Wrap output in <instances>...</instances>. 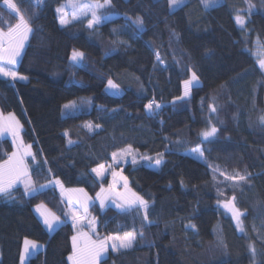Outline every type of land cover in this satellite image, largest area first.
I'll return each mask as SVG.
<instances>
[{
	"label": "trees",
	"instance_id": "1",
	"mask_svg": "<svg viewBox=\"0 0 264 264\" xmlns=\"http://www.w3.org/2000/svg\"><path fill=\"white\" fill-rule=\"evenodd\" d=\"M14 1L32 27L18 66L28 80L0 77V108L24 126L37 157L35 185L59 178L97 196L111 173L101 180L92 169L129 145L137 150L136 163L121 167L148 200L151 223L141 207L94 205L97 237L137 233L133 247L110 249L100 264H264V71L255 55L264 45V0H218L207 8L185 0L175 10L168 0H112L103 13L114 18L93 28L88 18L61 26L56 7L65 0ZM18 20L0 0V27ZM75 49L83 51L81 64L71 61ZM191 71L201 84L180 100ZM109 80L121 95L107 92ZM150 102L160 107L150 112ZM213 125L216 136L205 140L201 133ZM13 145L0 136V162ZM198 147L205 161L190 153ZM237 173L251 175L228 178ZM233 196L244 213L240 226L220 207ZM40 202L63 217L68 209L54 187L0 195V264H22L27 238L45 248L26 264H70L76 229L64 217L50 233L32 208Z\"/></svg>",
	"mask_w": 264,
	"mask_h": 264
},
{
	"label": "snow or ice",
	"instance_id": "2",
	"mask_svg": "<svg viewBox=\"0 0 264 264\" xmlns=\"http://www.w3.org/2000/svg\"><path fill=\"white\" fill-rule=\"evenodd\" d=\"M42 2V0H36V4L39 5ZM185 0H169L170 7H180L184 4ZM218 2V0H202V3L207 8L210 5H214ZM3 3L8 6L9 9L13 10L19 18V22L14 26H9L8 31L4 32L3 30H0V77H8L12 81L16 80H26L27 78L25 76L19 75L18 72L15 70V65H17L18 57L21 54V51L24 46V40L27 38V34L31 32V26L28 20L24 18L23 15H19V10L17 9V6L15 3H13V0H3ZM112 6V0H104L103 3L96 2V3H86V2H79V0H69V3L66 5H63L61 7H58L56 11L58 13H65L66 9L70 11V15L73 19H79L80 17H86L90 15V19H88L87 26L88 28H93L96 25H99L104 20L111 19L109 16H101L98 14L100 9L109 8ZM255 7L251 3H249V12L251 9ZM237 24L243 26L245 24V20L240 15H237L235 17ZM60 24L66 25L69 23V20L65 18L64 15H61L60 17ZM136 25L138 27L143 26V19L141 17H137L135 21ZM83 57V53H77L76 51L73 52L72 59L74 61H78L80 58ZM258 58V64L259 68L264 71V50H261L257 54ZM198 77L196 76L195 72L192 73V78L190 80L184 81L185 84V95H188L187 89L192 85L193 81H198ZM110 88H117L118 86L115 85L111 80L108 81ZM74 107L73 104L65 105V108ZM160 107L159 104H153L152 102L148 103L146 105V108L151 112L153 109H158ZM212 111L215 112V107L212 108ZM262 119V123H264V118ZM20 124L19 121L15 119L14 116L10 117L9 122L4 123L2 120H0V133L3 132H11L12 136L16 138L18 136V132L20 130ZM88 127H91V125H88ZM218 129L213 125L210 129L204 130L201 135L204 137V139H208L209 137L215 136ZM21 147H23L21 142ZM30 145H28L23 152H20L19 154L17 152H13L12 155L9 157V160L6 162L7 167L5 165H0V194H5L10 196V189L18 182L22 181L24 184V188L26 192H35L36 188L33 185V181L31 180L30 173L28 172L27 167L23 163V156L25 155H32V153L28 150L30 149ZM193 152L199 154L200 156H203V150L201 148H195L192 149ZM113 160L116 161L117 154L113 153ZM121 158H124L125 156H131L132 157V163H136V156L133 154L131 146L129 145L127 149L122 150L120 153ZM160 158L155 159L154 164L156 166H159L163 163L162 160V154H159ZM146 160H151V157H144ZM93 172L96 173L97 176H102L105 171V166L101 164L98 168H93ZM114 177L113 184L109 186V189L107 190L108 193L115 197H120L121 199H125L126 204H136L138 207H141L143 209V219L145 221H148V201L144 200L143 197L137 196L135 193L132 194L134 199L128 200L125 198V194L119 193L115 191L116 188V181L115 177L118 175V173L113 172L112 173ZM251 174L247 175H241L237 173L236 176L228 177L232 180H238V181H246L249 179V176ZM121 179L124 180V187L127 189V178L121 177ZM56 183H59L57 180ZM82 191V190H81ZM101 192H105V190L102 188ZM100 196V194H98ZM235 196L232 197V201H230L228 204L225 205V207L230 208L232 211V214L234 218L237 221V225L239 226L241 224L240 217L244 215L239 209L235 207V204L233 203L235 201ZM101 206L104 204V198H101L100 200ZM86 209V203L82 205ZM123 207V205H121ZM59 217L52 216L51 219L45 217V224L48 226L49 229H52L53 223L58 221ZM73 221H74V227L78 223V217L76 214H73ZM151 223V221H148ZM90 223H92L90 221ZM192 227H195V225H191ZM241 231H243V228L241 227ZM141 236H143V232L141 231L139 233ZM111 240L114 241L111 245V247L114 250H127L130 249L133 246L134 241L136 240V232H127L124 233V235L121 236H111L107 237L103 240H100L98 242H93L91 249L89 251L87 264H99V261L103 258V254L107 251V241ZM76 237H73V255L69 256V260L73 262V264H83L82 254L79 249H77L76 244ZM118 242V243H117ZM38 245L34 241H28L25 240V247H24V254L30 255V249L31 251L37 250ZM250 250L252 251L253 255H255V248L254 246L250 245ZM25 256L21 257V260L23 262Z\"/></svg>",
	"mask_w": 264,
	"mask_h": 264
},
{
	"label": "rangeland",
	"instance_id": "3",
	"mask_svg": "<svg viewBox=\"0 0 264 264\" xmlns=\"http://www.w3.org/2000/svg\"><path fill=\"white\" fill-rule=\"evenodd\" d=\"M36 1V0H35ZM44 0H42L43 2ZM169 1V0H168ZM41 2V3H42ZM79 2H86V3H96V1H90V0H79ZM98 2V1H97ZM13 3H15V1L13 0ZM69 3V0H65L61 5H59L58 7H61L63 5H66ZM100 3H103V2H100ZM218 3V2H217ZM216 3V4H217ZM4 4V3H3ZM16 4V3H15ZM215 5V4H214ZM4 6L6 8H8L7 5L4 4ZM17 6V5H16ZM210 6H213V5H210ZM56 7V8H58ZM181 7V6H180ZM173 10L175 9H178L179 7H171ZM9 9V8H8ZM17 9L19 10V8L17 7ZM107 9V8H105ZM105 9H100L98 14L101 15V16H105V14L103 13V11ZM11 10V9H9ZM15 15H17L13 10H11ZM58 13V12H57ZM59 16L61 17V15H64L66 19L69 20V23L66 24V25H61V26H68L78 20H81V19H85V18H88L90 19V15L89 16H86V17H80L79 19H73L70 15V11L66 9L65 13L61 14V13H58ZM19 15H23L21 13V11L19 10ZM18 16V15H17ZM24 16V15H23ZM107 16V15H106ZM59 17V18H60ZM112 18H114V15H111L109 16ZM25 18V17H24ZM110 19H107V20H104L102 23H104L105 21H108ZM19 22V20H18ZM17 22V23H18ZM16 23V24H17ZM100 23V24H102ZM15 24V25H16ZM14 25V26H15ZM13 26V27H14ZM32 29V27H31ZM0 30H3L1 27H0ZM4 32H7L8 30H3ZM31 34H32V30L30 33L27 34V38L24 40V46H23V49L21 51V54L20 56L18 57V62H17V65H15V70L18 72V66L20 64V61L23 57V53H24V50L30 40V37H31ZM261 50H264V45H261L260 43L256 45L255 47V55L257 57V54L258 52H260ZM74 51H76L77 53H83L82 50L80 49H75ZM73 51V52H74ZM72 56H73V53H72ZM72 56H71V61L73 63H76V64H81L82 63V58H80L78 61H74L72 59ZM258 61V60H257ZM194 71H191V74L190 76L186 79V80H190L192 78V73ZM19 75H22L18 72ZM24 76V75H22ZM197 76V74H196ZM26 77V76H25ZM198 77V76H197ZM4 78H8V77H4ZM27 78V77H26ZM199 78V77H198ZM28 78L26 80H19V81H27ZM185 80V81H186ZM115 85H117L118 87L117 88H110L109 87V84H107L106 86V90L107 92L111 93V94H114V95H121L123 93V90L122 88H120V86L114 82L113 80H111ZM201 84V80L200 78L198 79V81H193L192 85L187 89L188 91V95H185V84L183 83V93L181 95V97L179 98L180 100L182 99H185V98H188L192 95V90L195 86L197 85H200ZM14 116L15 119L17 121H19V124H20V130L18 132V136L16 138H14L12 136V133L11 132H3V133H0V136L2 137H9L12 139V141L14 142V145L15 148H14V151L13 152H17L18 154L20 152H23L24 149L30 145L28 144L24 138H23V135L22 132H23V129H24V126L22 124V122L20 121V119L18 118V116L14 113V112H3L0 108V120H2L4 123H7L9 122V119L10 117ZM211 128V127H210ZM209 128V129H210ZM216 136V134H215ZM215 136L213 137H209L208 139H205V140H210V139H213ZM203 137V136H202ZM204 138V137H203ZM21 142H22V145L23 147H21ZM30 149H28L32 155H25L23 156V163L24 165L27 167L28 169V172L30 173L31 175V168H32V162H36V159L37 157L34 155V149H33V146L30 145ZM198 148H201V147H198ZM127 149V148H126ZM132 152L133 154L136 156L137 154V150L132 148ZM202 149V148H201ZM125 150V149H123ZM203 150V149H202ZM122 151V150H121ZM121 151H118L116 152L117 154V157H116V161H119V162H115L113 160V162L111 163H106V164H103L105 166V171L103 173L102 176H98L99 179H103L105 178V176L107 175V172H110L111 173V181L108 185L106 186H103L102 188L105 190V192H99L100 196H93L91 195L87 189L83 187H67L65 185H63L64 183L59 179V178H53L51 179L50 181L46 182V183H43L42 185L40 186H36L35 183H34V180L31 176V180L33 181V185L34 187L36 188V191L35 192H26L27 194L29 195H32L38 191H41V190H45V189H48V188H56L57 191L59 192L61 198L65 201V203H67L68 205V209L66 210V213H65V216L66 218H69V220L71 221L72 225H74V221H73V214H76V216L78 217V223L76 224L75 226V229H76V233H75V237H76V241H75V244H76V247L77 249L80 250L81 254H82V257H88L89 255V251L91 249V246L93 244V242H98L100 240H103L109 236H103V237H97L96 236V230H97V224H98V220L96 218V216H94L91 208L94 206V205H98L99 207L105 209L107 208L108 206H113L115 208H118V209H127V208H134V207H138L136 204H126L125 203V199H121L120 197H115V196H112L108 193V189H109V186L113 184V181H114V177L112 175L113 172H116L118 173V175L115 177V181H116V188H115V191L116 192H119V193H123L125 194V198L128 199V200H131V199H134V197L132 196L133 193H135L137 196H140V197H143L144 200L148 201L142 194L138 193V192H135V190L133 189V187L130 185V181H129V178L127 176V174L123 171L122 169V165H125V164H128L130 162H132V157L131 156H125L124 158H121L120 156V153ZM191 154H193L194 156H196L197 158H199L200 160L202 161H205V157H204V151H203V156H200L199 154L191 151L190 152ZM12 155V154H11ZM10 155V156H11ZM9 160V158L3 162H0V165H5V167H7V164L6 162ZM152 166H154L155 168L156 167H159V166H156L155 164H153ZM99 166H97L96 168H98ZM95 173V172H93ZM96 174V173H95ZM121 177H126L127 178V189H125L124 187V180L121 179ZM59 181V183H56V181ZM23 187L24 188V184L22 181H18L11 189H15L16 187ZM25 189V188H24ZM82 190V191H81ZM2 195V194H0ZM101 198H104V204L103 206H101V203H100V200ZM230 202V201H229ZM229 202H223V203H220V207H222L221 209L224 210V212L226 214H228L229 216H231L232 219H234L236 221V219L234 218L233 214H232V211L230 210V208L228 207H225L226 204H228ZM86 203V211H85V208L82 206ZM121 205H123V207H121ZM35 211V213L37 214V218H39L41 220V222L44 224L45 228H47V230L50 232V233H53L55 232L62 224H64L65 222V219L62 215H60L58 212H56L55 210H53L48 204L44 203V202H40V203H37L34 205V207H32ZM52 216H55V217H59V220L54 222L53 223V227L52 229H49L48 226L45 224V217L51 219ZM243 216V215H242ZM242 216L240 217V220H241V224H242ZM90 221L92 223H90ZM237 223V221H236ZM240 224V225H241ZM239 225V226H240ZM81 233V234H80ZM124 234H120V235H115V236H123ZM81 236V237H80ZM96 236V237H95ZM25 240H28V241H34L37 243V245L39 246L37 250H34V251H31L30 249V255H25L24 254V247H25ZM136 240H137V233H136ZM136 240L134 241L133 243V246L134 244L136 243ZM114 241H111V240H108L107 241V251L104 253L106 255H108L109 253V250L110 249H113L111 247L112 243ZM118 243V242H117ZM74 244V242H73ZM132 246V247H133ZM45 248V244H43L42 242H39V241H36L34 239H24V245H23V252H22V256H25L22 264H26L27 261L29 260V258L44 250ZM73 248V247H72ZM114 250V249H113ZM73 251H74V248H73ZM116 251V250H114ZM103 254V255H104ZM105 255V256H106ZM105 256L103 258H105ZM22 261V260H21Z\"/></svg>",
	"mask_w": 264,
	"mask_h": 264
},
{
	"label": "crops",
	"instance_id": "4",
	"mask_svg": "<svg viewBox=\"0 0 264 264\" xmlns=\"http://www.w3.org/2000/svg\"><path fill=\"white\" fill-rule=\"evenodd\" d=\"M59 21H60V19H59ZM81 234V233H80ZM111 236H115V235H111ZM111 236H109V237H111ZM81 237V236H80ZM73 255V253L71 254V256ZM106 254H104L103 255V257L105 256ZM82 259H83V264H87V260H88V257H82ZM103 259V258H102ZM101 259V260H102ZM101 260L99 261V264H100V262H101ZM70 261V264H73V262L71 261V260H69Z\"/></svg>",
	"mask_w": 264,
	"mask_h": 264
}]
</instances>
